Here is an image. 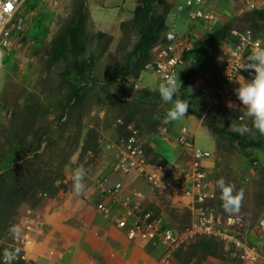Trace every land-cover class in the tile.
I'll return each instance as SVG.
<instances>
[{
	"label": "rangeland",
	"instance_id": "374dc122",
	"mask_svg": "<svg viewBox=\"0 0 264 264\" xmlns=\"http://www.w3.org/2000/svg\"><path fill=\"white\" fill-rule=\"evenodd\" d=\"M185 1L170 0L171 9L163 34L164 37L167 33L178 36L175 43L170 40L178 53L197 47L207 39L211 30L221 28L224 23H229L231 27L230 32L220 41L210 62L193 72L186 92L188 99L205 114L219 116L220 125L226 124L230 131H234L233 125L246 123L250 126L252 122L244 118V106L240 105L235 94V89L248 80L239 76L226 79L225 74L231 69L228 51L235 39L233 32H249L256 43L264 44V22L254 20L251 14L253 8L260 9L258 1L205 0L204 7L212 18L206 16L207 12L204 15L197 13L203 7L202 0L190 11L185 6ZM136 2L137 0H23L19 4L15 14L16 25L8 31L11 34L3 42L4 58L0 68V155L5 158L12 149L13 158L17 157L12 172L0 171V187L3 190V198L0 200V253L4 249L19 247L21 251L15 264H37L35 242H43V238H35L37 222H47L49 216L55 212L57 214L63 208L72 213L73 219L92 214L102 216L96 207L101 201V185L112 186L120 177L127 178L130 175L112 172L115 146L126 135L125 127L137 126L140 138L144 141L153 137L150 134L159 125L167 124L172 132L189 135L193 139L194 150L208 155L202 164L215 187V199L210 206L219 216L221 226L228 228L239 240L245 242L257 256L248 260L242 251L233 246L224 250V245L213 239L201 241L195 247L190 246L194 247V251L206 248L213 252L215 259L208 264L264 262V228L260 224L264 215V151L250 149L240 152L234 142L215 138L203 123L188 113L181 121L164 123L163 117L171 104L161 103L157 107H150L133 100V93L138 88H159L156 76L148 69L144 68L138 78L131 75L122 78L118 74L126 53L134 43L132 36L125 38L120 23L131 18ZM80 3H83L86 15L84 57L90 53L95 57L92 74L94 84L84 97L83 104L68 112L58 122L56 117L59 114V103L65 99L68 87L77 85V81L69 56L55 63H51L50 56L54 43ZM188 12H193L196 16L190 18ZM198 24L205 26L201 32L204 36L197 43L192 40L191 34L188 42L182 44L185 39L183 33L193 32ZM97 32L110 36V41L105 46L104 41H97L95 38ZM249 57L242 55L240 63H246ZM180 65L182 67L178 66L176 70L177 78L186 67L183 63ZM120 101L125 104L121 105ZM157 114L160 119L153 118ZM142 118L147 119L143 124L140 122ZM32 124L30 128L29 125ZM45 132L49 134L38 152L43 157L32 169L41 170L47 182H55L49 188L55 194L51 196L48 192L41 194L30 190L32 183L28 182L29 191L25 195L19 193L10 198L18 183L24 180L26 162L33 157L37 140ZM177 149H172L178 156L175 162L184 159ZM158 157V160L167 158L162 154ZM81 165L87 170L83 180L85 189L77 196L73 191V175ZM10 166L11 164L7 168ZM132 175L136 176L142 187H130L128 192H142L143 207L155 212L163 228L182 229L187 226L189 214L182 204L171 199L162 189H150L140 177ZM220 179L234 185V196L243 193L238 210H225L222 192L216 183ZM59 185L61 188L57 189ZM237 218H242V222L237 224L233 221ZM13 225H19L22 229L20 239H14L10 233L9 229ZM258 240L261 245L255 249L253 245ZM143 244L150 248L154 264L161 256L162 248H159L158 243L142 242ZM75 250L76 258L72 264H97L96 249L90 246L82 249L75 245ZM229 250L232 255H229ZM80 254L85 255L86 259L78 260ZM138 254L139 252L135 255L136 262L142 259V255Z\"/></svg>",
	"mask_w": 264,
	"mask_h": 264
},
{
	"label": "built area",
	"instance_id": "2783aa9c",
	"mask_svg": "<svg viewBox=\"0 0 264 264\" xmlns=\"http://www.w3.org/2000/svg\"><path fill=\"white\" fill-rule=\"evenodd\" d=\"M23 0H0V68L4 58L3 42L6 33L16 25L15 14ZM259 8L264 10V0H257ZM199 5L201 0H192L190 4ZM198 13V12H197ZM196 14L189 13L193 18ZM235 39L229 48L230 71L226 79L240 78L250 80L253 71L240 70V57L251 56L256 43L249 32H233ZM181 50L177 52L175 44H159L153 48L152 59L145 66L156 76L159 85L169 79L176 80L177 67L182 63ZM245 76H242L240 73ZM126 135L115 146L112 172L120 175L135 174L150 189H162L171 199L182 204L188 211L189 222L182 229L163 228L155 212L143 207L144 195L141 191L126 192L122 183L112 186L101 185V201L97 209L105 215L131 242L158 243L162 254L156 264H172L175 253L183 246L198 239H213L224 245L233 246L242 251L246 259H255L257 254L244 242L221 226L219 216L210 203L215 199V187L203 168L202 161L208 155L194 150L193 139L187 135L174 134L167 124L157 127L155 136L159 141L177 147L184 159L162 163L151 162V155L145 151V141L140 138V131L133 125L125 127ZM148 146L152 148L148 142ZM111 212L113 214L110 216Z\"/></svg>",
	"mask_w": 264,
	"mask_h": 264
},
{
	"label": "trees",
	"instance_id": "16d2710c",
	"mask_svg": "<svg viewBox=\"0 0 264 264\" xmlns=\"http://www.w3.org/2000/svg\"><path fill=\"white\" fill-rule=\"evenodd\" d=\"M170 9V0H137L131 18L120 23V29L125 38L130 35L134 39V43L131 49L126 53L118 72L122 78L130 75L134 78H138L140 72L144 71L145 66L151 61L153 48L159 44L170 43L168 37L163 36L166 29V18ZM251 14L254 20L264 22L263 9L253 8ZM85 21V7L83 3H80L75 7L69 22L62 30L52 48L50 56L51 63H55L60 59L69 56L71 58L72 71L77 81V85H70L68 87L65 99L59 103V114L56 117L58 122H61L62 119L69 114L68 112L83 104L84 97L94 84L92 74L94 72L95 57L93 53L84 57L86 52V41L84 37ZM230 29V24L224 23L221 28L211 30L207 39L203 43L197 45V47L193 49L182 52L181 61L186 67L179 78L176 76L179 86V98L189 103L188 114L201 120L215 138L227 142H234L236 148L240 152H246L250 149L264 151V135L254 132L242 136L235 131H230L226 124L220 125L219 116L205 114L203 110L198 108L186 95L189 84L192 80L193 72L210 62L220 41L226 37L230 32ZM95 38L97 41H104V46L110 41V36L103 32H97ZM179 66L182 67L181 65ZM240 74L245 76L242 72ZM116 76L117 75H114V77ZM133 100L150 107H157L159 104L163 103L160 99L158 90H150L147 88L136 89L133 93ZM120 103L121 105L125 104L124 101H120ZM32 126L33 124L29 125L30 128ZM133 126L138 128L135 125ZM251 126L252 124H250L249 127ZM48 134L49 132H45L43 135L44 137L41 136L37 140L33 157L26 162L27 171L24 180L18 183L14 192L10 194V198L19 193L25 195L29 191L27 188L29 186L27 185L28 182L32 183L30 190L33 189L41 194H46L48 192L47 194L51 196L55 194V192L49 191V188H51L55 182L53 180L47 182L42 176L43 173L41 170L37 171L32 169L38 165L43 157V155L38 152ZM144 146L146 153L152 156L151 162L162 164L167 163L165 157H162V160H158V156L160 155L153 152L148 146V141H145ZM7 154L8 155L5 158L0 155V171L12 172V170H14L15 158L17 157L15 156L13 158L12 149H10ZM9 164H11V166L7 168ZM30 171L33 172V174H31ZM34 173H37V175H34ZM58 188H61L60 185L57 186V189ZM30 193L32 194L31 191ZM2 198L3 190L0 187V200ZM209 240L210 239H198L193 243L181 247L174 256L178 261H182L183 257L194 256L199 253L214 255L213 252L208 251L206 248L200 251L193 250L195 244ZM190 245H193L194 247H191Z\"/></svg>",
	"mask_w": 264,
	"mask_h": 264
},
{
	"label": "crops",
	"instance_id": "0c3cea01",
	"mask_svg": "<svg viewBox=\"0 0 264 264\" xmlns=\"http://www.w3.org/2000/svg\"><path fill=\"white\" fill-rule=\"evenodd\" d=\"M179 1L181 2L182 0ZM190 2L191 1L189 0L185 1V6L189 9V11L194 8V5H192V3L190 4ZM204 3L205 0H202L203 7L198 11V14L204 15V12L208 11V9H205ZM206 16L208 18H212V15L208 14V12ZM204 27L205 26L198 24V27H196L193 32H184L183 35L185 39L181 43L184 44L188 42L191 34L193 36L192 40L195 42L197 41L198 43V40L204 36L201 35ZM166 36L169 40L172 39L174 43L178 38V36L173 33H167ZM186 48L189 49L188 47ZM248 62L247 58L246 63ZM146 120V118H142L140 122L143 124ZM199 121L202 123L201 120ZM150 135L157 138L155 133H151ZM153 137L144 140L149 142L153 152L166 156V159L169 162L175 161L178 156L173 152V150L177 149V147L168 143H163L159 141L158 138L157 141H155L156 139ZM117 182L123 184L126 192L130 190V187H142V184L138 181L136 176H133L132 174H130L127 178L120 177ZM84 211L88 210L84 209ZM112 214L113 212H111L110 216ZM49 217L50 219L47 222H37L38 225L36 224L37 235L35 238H43V242L37 241V244L35 242L34 246V249L38 253V256L35 258L37 264L49 262H54L55 264H72L76 258L75 245L80 246L82 249L89 246L90 248L96 249L98 251L96 260L97 264H152L150 248L144 244L142 245V242L128 241L124 237L123 233L117 230L113 223L106 218L105 215L100 216L99 214H92L85 218L75 217L73 219L72 213H69L63 208L58 210L57 214L55 212V214ZM229 220L230 219H228V221ZM242 220V218H237L233 221H236V223L239 224ZM263 220L264 215H262L260 224ZM112 227L114 229H112ZM262 232H264V229ZM259 240L253 245L255 249L261 245ZM159 248L161 249L160 245ZM223 249L228 250V248ZM137 252L142 255V259L138 262H136L137 260L135 257ZM80 255L78 256V260L83 261L86 259L85 255ZM229 255H232V251ZM186 257H183L182 261H178L174 256L172 264H208L209 261L211 262L212 259H215V256L212 254H197L194 256H188L187 258ZM90 258L91 257L89 256L88 259ZM79 263L82 264L81 262ZM156 263L157 261L154 264ZM258 264H264V262H259Z\"/></svg>",
	"mask_w": 264,
	"mask_h": 264
},
{
	"label": "clouds",
	"instance_id": "9594fccd",
	"mask_svg": "<svg viewBox=\"0 0 264 264\" xmlns=\"http://www.w3.org/2000/svg\"><path fill=\"white\" fill-rule=\"evenodd\" d=\"M248 63L240 65L241 71L253 70L252 78L246 83L239 85L235 89V94L244 106V118L250 119L252 126L242 123L233 125V130L240 134H252L258 132L264 135V48L256 47L253 49L251 56L248 58ZM181 83V82H180ZM160 99L165 104L172 106L166 111L163 117L164 123H172L181 121L186 117L189 111V103L179 98V86L177 80L169 79L167 82L161 83L158 88ZM175 97V99H174ZM154 119H160L157 114ZM87 170L81 165L77 168L73 175V191L79 196L85 189L83 183ZM217 187L222 192L223 206L227 212L238 210L239 202L242 199L243 193L233 195L235 191L234 185L228 184L224 179L217 182ZM14 239H20L22 229L19 225H13L9 229ZM19 247L14 249H4L0 253V264H15V261L20 254Z\"/></svg>",
	"mask_w": 264,
	"mask_h": 264
},
{
	"label": "water",
	"instance_id": "95a60500",
	"mask_svg": "<svg viewBox=\"0 0 264 264\" xmlns=\"http://www.w3.org/2000/svg\"><path fill=\"white\" fill-rule=\"evenodd\" d=\"M8 36H10V34H9V33H6V37H8ZM261 225H262L263 228H264V220L262 221Z\"/></svg>",
	"mask_w": 264,
	"mask_h": 264
},
{
	"label": "flooded vegetation",
	"instance_id": "af4514ba",
	"mask_svg": "<svg viewBox=\"0 0 264 264\" xmlns=\"http://www.w3.org/2000/svg\"><path fill=\"white\" fill-rule=\"evenodd\" d=\"M12 30V29H11ZM9 33V32H8ZM9 34H11V33H9Z\"/></svg>",
	"mask_w": 264,
	"mask_h": 264
}]
</instances>
